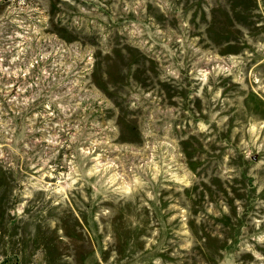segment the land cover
<instances>
[{
	"label": "rangeland",
	"instance_id": "rangeland-1",
	"mask_svg": "<svg viewBox=\"0 0 264 264\" xmlns=\"http://www.w3.org/2000/svg\"><path fill=\"white\" fill-rule=\"evenodd\" d=\"M0 264H264V0H0Z\"/></svg>",
	"mask_w": 264,
	"mask_h": 264
}]
</instances>
